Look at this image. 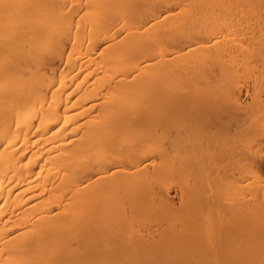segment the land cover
I'll return each instance as SVG.
<instances>
[{"label": "bare ground", "instance_id": "6f19581e", "mask_svg": "<svg viewBox=\"0 0 264 264\" xmlns=\"http://www.w3.org/2000/svg\"><path fill=\"white\" fill-rule=\"evenodd\" d=\"M0 264H264V0H0Z\"/></svg>", "mask_w": 264, "mask_h": 264}]
</instances>
